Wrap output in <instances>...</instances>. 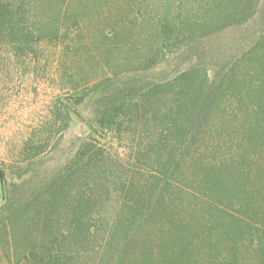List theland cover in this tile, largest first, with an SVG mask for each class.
<instances>
[{
	"label": "rangeland",
	"instance_id": "rangeland-1",
	"mask_svg": "<svg viewBox=\"0 0 264 264\" xmlns=\"http://www.w3.org/2000/svg\"><path fill=\"white\" fill-rule=\"evenodd\" d=\"M6 2L22 5L21 19L31 37L23 51L0 41V175L6 173L0 230L5 223L8 233L7 242L0 240V264H25L32 251L40 254L42 241H54L57 249L69 240L62 221L48 241L32 220L12 230L3 222L2 207L30 200L46 208L41 197L46 185L70 170L73 162L80 165L76 157L85 145L101 156L96 166L70 171L78 179L70 195L78 191L79 182L87 181L85 197L93 202L89 249L68 258L71 264H113L104 256L110 229L106 219L136 202L135 195H121L123 184L134 183L139 194L154 177L168 184L164 199L150 217L145 212L142 229L137 225L132 231H140L141 242H154V251L147 255L152 258L145 262L141 244L132 243L124 248L121 264H187L183 257L178 262L173 255L163 257V251L175 253L177 248L160 249L162 241L171 248L168 232L176 224L193 230L189 237L194 251L186 253L192 264L228 263L230 250L223 249L218 257L211 252L212 258L206 259L200 252L198 242L207 236L212 210L223 217L219 220L238 218L248 225L231 222L229 236L214 234L212 239L224 247L236 242L241 263L258 264L253 248L261 240L264 244V119L243 121L241 109L244 104L254 107L245 102L255 90L264 93V45L259 44L264 37V0L248 22L219 30L213 22L223 9H230L231 0H0ZM164 26L169 28L163 31ZM151 57L156 59L152 63ZM191 70L199 73L192 91L176 84L151 97L153 106L141 103L154 85L175 83ZM206 78L215 94L210 98L211 115L205 119L203 112L192 126L195 137L181 144L178 128L190 123L183 109L196 102ZM113 97L124 99L132 112L123 115L120 130L99 128L95 111ZM174 150L178 170L166 177L162 164ZM100 169L107 172L102 176L105 185H99ZM195 174H208L207 182H196ZM229 179L240 184L233 193L225 191ZM114 180L120 184L110 185Z\"/></svg>",
	"mask_w": 264,
	"mask_h": 264
},
{
	"label": "trees",
	"instance_id": "trees-1",
	"mask_svg": "<svg viewBox=\"0 0 264 264\" xmlns=\"http://www.w3.org/2000/svg\"><path fill=\"white\" fill-rule=\"evenodd\" d=\"M258 5L259 0H231L228 5L230 6V9H223L221 15H218L215 19V22H213V24L215 23L216 27L215 25L212 26L216 28L215 30H219L228 25H238L248 22V19L256 14ZM21 10L22 5L12 4L10 2L0 3V41L7 45H12L15 50L19 51L24 50L28 38L31 37V31L26 28L23 20L21 19ZM168 28L169 26H164L163 31ZM259 44L264 45V37L261 39V41L259 40ZM150 59L151 63L156 60L154 57H151ZM196 76H199V73L191 70L179 75V77L175 79V83L154 85L150 92H147L143 95L141 103L151 104V106H153L151 97L157 96L161 88L167 87L168 89H172L176 84L181 87L186 84V88L192 91L193 86L191 85L196 81ZM261 87L263 86L261 85ZM211 95H213V97L215 96V94L212 93V86L207 85L206 78V80H204L200 85L199 92L197 93V96L199 97L195 98L196 102H193L192 106L186 107L185 109L181 107V109H183V111L185 113L187 112L189 115L187 119L188 122H190L184 126L183 129L180 130V127L178 128V132H181V144H184L190 136L195 137V135L192 134V126L195 124V121H198V118L203 112L207 114V116H204L205 119L210 117L212 111V104L210 102ZM149 96L150 98H147ZM125 102L126 101H124V99L113 97L108 105H104L102 108H97L95 111L96 125L102 129H122L124 124L123 115H127V112H132L130 105L128 106L129 108H126ZM251 102H253L254 107L250 108V106H248L250 104H244V107L241 109L243 112L242 120L247 121L253 117L256 119V121L259 120V122H261L262 119H264V93L261 89L255 90L253 97H249L248 101L245 103ZM157 110H160L159 107ZM65 114L66 118L69 120V111H66ZM66 126H68V122L66 123ZM158 139V144L162 145V135H160ZM89 146L90 145H85L78 152L76 158L80 165L74 164L73 162V165L70 164V170H67V172L64 174L56 175L52 178L50 184L46 185L45 192L41 195V197L47 202V205H45L46 208H38L37 206H34L33 202L30 200L24 203H17V205L13 207L10 206V204L2 207V209L6 211L3 216V222L10 223L12 225V230L13 228H19L20 224L26 225L28 221L32 220V226L36 229H42L41 232L44 237L43 239L46 241H48L46 237L50 236L51 233L53 234L55 229H58L56 228L57 224L61 221L63 222V228H66L68 231L67 236L69 240H64L63 244H60L57 249H55V247L52 245L54 244L52 243L54 241L50 243H45L42 241V251L40 254L39 252L34 253V251H32L33 256L31 255L32 257L25 264H71L68 258H76L80 255L82 249H89L87 241L92 230L90 217L93 213V202L91 198L85 197L86 192L84 187L87 185V181L79 182L80 185L77 189L78 191H74L75 193L72 191V196L70 195L71 190L75 189V187L78 185V179H75L73 177L74 175L70 171L75 172L74 169L79 171L84 167H91L92 165H95V163H98V160L101 156L100 151H93V149H90ZM41 148H43V146L37 147V151H39ZM156 157L159 163L163 162V160L160 158V154L156 153ZM176 158L177 155L176 151L174 150L169 153L168 159L162 164L161 172L166 177H170L169 174L173 169L175 173L177 172L178 163L175 162ZM176 163V167H173ZM97 172V178L101 180L99 185H105V180L102 176L107 175V172L105 170L102 171L101 169L100 171L97 170ZM171 174L174 173L171 172ZM111 175L114 177L113 174ZM207 176L208 174L199 177L197 174H195L193 178L196 182L200 180V182L202 181L206 183ZM1 178L3 182L6 180L5 172L1 173ZM97 181V179L94 181L95 185H97ZM161 182L162 180L159 177H154L153 181H147V183L144 185L143 191L139 194L136 191L134 183L130 182L128 187H126V184H123V188H121V195H123L125 198L130 195H135L137 199L133 206H127L129 210L120 212L115 216V218L111 217L113 218L111 220L106 219L110 223V229L107 235V244L104 251V256H107L108 259L114 261L113 264H121L124 261V255L122 254L123 250L124 248L126 249L127 247H132V243L141 244V248H143V254L142 252L141 254L145 262L152 258L151 253L150 257H147V255L150 251H154V242L150 239H145L141 242V239H138V234L140 231H136L134 234L132 231L137 225H139L138 230L142 229V220L145 218L144 216L146 211H148V214L150 213V215H148L150 217L155 211L158 210L159 202L164 199V191L168 186L167 183H165V185H161ZM109 184L117 186L120 183L114 180L113 182L110 181ZM108 186L103 187L107 192L109 188L111 189V187L109 186L108 188ZM239 186L240 184L238 180L234 179L232 181L229 179L227 185H225V191L228 193H233L238 190ZM216 187H218V185ZM110 189L109 191H111ZM8 202H10V200ZM63 204L65 207L61 209L60 206ZM211 209L212 207L210 206V208H208L209 212ZM216 211L218 213L224 214L223 211L217 208ZM213 212L214 211L212 210L211 219L208 221L210 226L206 231L207 236L200 237L198 242L200 245H202L200 252H202L204 258L206 259L212 258L211 252L215 253V257H218L222 253L223 249H227L230 250V257L227 261L228 263L226 264H242L240 261L241 258L238 255L239 250L236 242L233 245L229 244L224 247L219 241H214L212 238L214 234H217L221 237V239H224L225 236H229L231 234V222H235L237 224H244L245 222L239 220L238 218H232L230 221L224 222L223 219L219 220V217L223 218L222 216L214 215ZM244 226L247 227L248 225L245 223ZM2 229L3 230H0V240L3 243L4 241L7 242L6 235L8 234L7 225L5 223L2 226ZM191 231L193 230L189 225L183 224V228L177 224L173 225L168 232L171 248L162 241L163 245L160 246V249L165 247L166 249L177 248V250L175 253H166L163 251V257L167 258L173 255L172 258L174 262H178L179 258L183 257L186 258L187 264H192L189 260V254L186 255V253H193L194 251L190 248L191 245H194L192 244V240L189 237L190 233H192ZM97 233L98 231L96 234ZM31 235H33V232H31ZM63 236H65V234H63ZM262 242L263 240L259 241L257 246L253 248V250L258 253V256L256 257V259L259 260L258 264H264V244ZM250 244L253 246L254 241H250ZM249 249L251 248L249 247ZM17 250L18 248L16 249V252ZM55 250L58 253L53 255ZM92 250L94 251V247H92ZM119 251L120 255L118 253ZM116 253H118L117 256ZM68 254H71L72 257H69ZM198 254L199 253H195V256H199Z\"/></svg>",
	"mask_w": 264,
	"mask_h": 264
},
{
	"label": "water",
	"instance_id": "water-1",
	"mask_svg": "<svg viewBox=\"0 0 264 264\" xmlns=\"http://www.w3.org/2000/svg\"><path fill=\"white\" fill-rule=\"evenodd\" d=\"M1 182H2V178H1V175H0V195L2 193V184H1Z\"/></svg>",
	"mask_w": 264,
	"mask_h": 264
}]
</instances>
